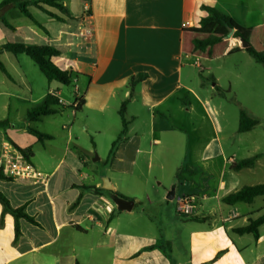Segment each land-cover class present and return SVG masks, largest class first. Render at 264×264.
<instances>
[{"label":"crops","instance_id":"0c3cea01","mask_svg":"<svg viewBox=\"0 0 264 264\" xmlns=\"http://www.w3.org/2000/svg\"><path fill=\"white\" fill-rule=\"evenodd\" d=\"M64 5L65 22L30 8L44 29L16 7L1 12L9 26L0 18V45L56 47L61 55L54 62L73 71L84 103L75 109V93L68 96L63 84L48 81L26 54H0L8 72L0 69V121L8 120L0 127V192L13 209L24 208L36 221L20 219L16 236V218L0 202V264H264V224L258 237L235 231L264 215V195L250 204L223 201L246 186L264 184V150L240 159L258 155L254 166L230 168L240 160L221 141L218 106L205 82V94L198 93L185 70L192 62L203 68L201 58L210 69L215 59L240 47L232 35L217 44L218 55L217 45L206 51L210 55L193 49L186 30L200 25L207 15L203 6L230 16L249 44L264 51V0H64ZM86 29L91 36H82ZM139 73L148 78L130 97V79ZM210 89L225 91L218 79ZM49 94L63 100L62 109L28 121V112ZM128 99V131L108 163L122 131L119 109ZM113 114L121 128L106 135ZM187 120L194 132L206 125L211 134L192 146ZM258 121L253 130L238 133H252ZM30 128L53 138L41 142ZM6 144L30 149L29 161L44 180L6 175L1 169ZM256 172L262 175L258 182L250 179ZM107 183L134 202L131 210L118 209ZM184 196L194 199L191 215L178 212Z\"/></svg>","mask_w":264,"mask_h":264},{"label":"trees","instance_id":"16d2710c","mask_svg":"<svg viewBox=\"0 0 264 264\" xmlns=\"http://www.w3.org/2000/svg\"><path fill=\"white\" fill-rule=\"evenodd\" d=\"M11 6L18 8L20 13L28 17L35 25H37L41 29L44 28L31 14V7H35L51 18L61 22H65L66 19L69 18L68 12H66V7L64 5V0H3L0 3V18L7 26H9V23L4 17L1 16V12ZM202 9L207 12V15L201 19L200 25L198 27H190L186 30L187 33H190L192 35V46L195 51L204 53L207 50L212 49L214 46L221 43L224 39L228 38L230 30L233 31V38L244 37L242 28L230 16L222 13L215 7L203 6ZM240 50H245L254 58L257 63L264 66V51H257L250 45L247 49L235 47L230 52L233 53ZM3 52H11L16 55L26 54L37 64L48 81H57L64 86H74L73 71L70 69H62L57 64H55L54 59L58 58L61 55V52L54 46L27 45L23 43L6 42L0 45V54H2ZM0 69L8 75L6 67L1 59ZM147 78L148 74L139 73L137 75H134L130 79V97L134 95L135 88ZM59 99L60 98L57 96L51 94L47 95L41 105L32 108L28 112L27 120L31 122H37L45 116L57 113L62 109ZM80 102L81 105L84 103L83 98H81ZM128 103L129 99L125 100L119 109V115L122 120V131L118 135L117 139L112 143L111 149L106 159L108 163H110L115 158L119 145L125 140L129 125V122L126 118ZM7 124L8 120L0 121V127H4ZM258 124L259 121L257 119L252 118L247 112L243 110L240 111L238 127V131L240 133L251 131L256 126H258ZM29 131L34 134L41 142L53 138L51 135L43 134L36 129L30 128ZM21 152L26 157V159H31L32 153L30 149H22ZM257 158L258 155H255L253 157L240 160L239 162L233 163L230 168L232 170L239 171L244 168L252 167L255 165ZM182 173L183 171H179L176 175V178L181 179ZM95 191L101 193L106 192V190L104 189H95ZM263 195L264 184L256 186H246L236 193L229 194L223 199V201L228 205H235L238 203L250 204L254 202L256 197ZM0 202L4 205L5 211L12 213L16 218V236H18L20 233L18 226V222L20 219H25L30 223H36L34 218L25 212L24 208L13 209L10 206L8 199L1 192ZM262 224H264V215L257 219L250 220L249 225H247L246 227L237 228L235 229V231L239 234L248 233L253 234L255 237H258V229Z\"/></svg>","mask_w":264,"mask_h":264},{"label":"rangeland","instance_id":"374dc122","mask_svg":"<svg viewBox=\"0 0 264 264\" xmlns=\"http://www.w3.org/2000/svg\"><path fill=\"white\" fill-rule=\"evenodd\" d=\"M219 47L221 46L217 45L214 48V55L217 54V50L220 49ZM205 53L206 55H210V52ZM27 59L30 61L31 67L38 71L36 64L30 58ZM200 61L203 68L193 65L192 62L190 65L185 66V70L191 75L189 78L193 80V86L198 93L205 94L202 88L204 82L208 86L210 96L218 106L220 113L219 122L224 128L220 133V138L224 143L227 154L235 152L236 158L240 160L253 154V152L263 151L264 66L256 63L247 52H233L228 57L215 59L211 63L212 67L210 69L206 65L209 63L205 62L203 58ZM58 66L63 67V64L59 63ZM213 78L218 79V84L222 86L225 90L224 92L212 91L210 89V86L215 83ZM229 85L230 90L228 89ZM63 89L68 96L70 93L76 92L74 86H63ZM241 110L247 112L255 119H260V126L250 134H239L237 131ZM196 114L199 115L197 111ZM91 116H95L93 111ZM113 119H115V123L108 124L104 134L110 135L112 132H116V127L121 128L120 117L113 114ZM196 126L197 128L200 126L199 122L196 123ZM185 128L188 134V141L192 146L198 143L197 140L204 141L211 134V130L206 125L203 126L204 129L202 131L194 132L191 121L185 125ZM104 152H107L106 148L103 151V155ZM250 179L258 182L262 179V175L256 172L255 175H250ZM182 184H184V181Z\"/></svg>","mask_w":264,"mask_h":264},{"label":"built area","instance_id":"2783aa9c","mask_svg":"<svg viewBox=\"0 0 264 264\" xmlns=\"http://www.w3.org/2000/svg\"><path fill=\"white\" fill-rule=\"evenodd\" d=\"M187 27V24L184 25ZM91 29H86L83 33V37H89L92 35ZM75 100L73 107L77 109L81 106V97L77 94L75 89ZM60 103H63L62 99H59ZM1 169L2 171L13 178L30 181H41L44 180V174L39 171L21 151L11 144H6L1 153ZM191 197H180L177 201L178 212L191 215L194 211V205Z\"/></svg>","mask_w":264,"mask_h":264},{"label":"water","instance_id":"95a60500","mask_svg":"<svg viewBox=\"0 0 264 264\" xmlns=\"http://www.w3.org/2000/svg\"><path fill=\"white\" fill-rule=\"evenodd\" d=\"M233 35V31L230 30L229 36L231 37ZM237 40L240 43V47L242 49L249 48L250 44L244 37H238ZM104 188L107 189L108 195L112 198V200L118 205L119 210H131L132 206L134 204L133 201L127 200L124 197L120 196L119 194L113 192L112 187L107 183L104 185ZM175 196V189H172L171 192L168 194L167 198L169 200H173Z\"/></svg>","mask_w":264,"mask_h":264}]
</instances>
